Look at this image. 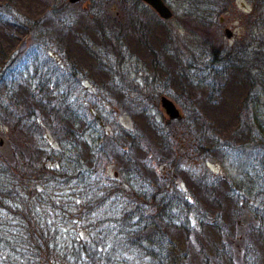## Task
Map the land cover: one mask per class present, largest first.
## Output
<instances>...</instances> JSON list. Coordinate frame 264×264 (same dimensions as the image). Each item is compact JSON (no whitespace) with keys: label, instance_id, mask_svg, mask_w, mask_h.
<instances>
[{"label":"trees","instance_id":"trees-1","mask_svg":"<svg viewBox=\"0 0 264 264\" xmlns=\"http://www.w3.org/2000/svg\"><path fill=\"white\" fill-rule=\"evenodd\" d=\"M93 1L84 2L82 10L88 14L87 30L96 37L93 42L80 40L75 50L84 55L89 69L85 72L103 78L98 94H118L124 103L105 106L141 117L145 131L140 132L149 134H127L117 126L107 132L101 127L103 107L71 102L70 88L83 77L67 61L57 57L40 68L33 83L22 70L9 75L18 55L0 52V124L16 136L11 156L0 154V264L262 263L263 222H248L241 239L237 234L243 198L264 193V37L255 41L256 34L249 35L254 45L246 39L231 47L215 43L211 30L235 0H176L174 8L182 14L172 18L191 43H185L184 53L167 55L177 64L174 71L209 97L241 89L244 99H251V104L242 102L237 124L227 137L208 133L206 125L193 135L195 147L189 152L181 144L187 134L179 137L169 124L157 120L156 97L152 108L127 100L144 98L121 73L125 63L118 61L122 37L151 54L147 40H156L158 27L165 43L174 44L168 21L159 20L139 0H113L123 16L119 22L102 12L108 2ZM248 1L249 18L263 29L264 0ZM69 55L66 51L67 59L72 58ZM196 110L189 112L197 117ZM45 132L57 147L45 144ZM153 148L163 153L153 155ZM218 151L240 159L254 153L262 166L255 173L262 184L209 177L204 163ZM110 160L117 167L115 178L106 173ZM159 166L164 171H157ZM187 166L201 168L188 172ZM176 184H184L185 191ZM65 191L72 192L71 199H65ZM191 218L194 225L189 224ZM51 220L80 225L86 237L64 233Z\"/></svg>","mask_w":264,"mask_h":264},{"label":"rangeland","instance_id":"rangeland-1","mask_svg":"<svg viewBox=\"0 0 264 264\" xmlns=\"http://www.w3.org/2000/svg\"><path fill=\"white\" fill-rule=\"evenodd\" d=\"M92 0H81L76 4H69L68 0H0V52H6V54H17L16 62L13 65V70L9 73L16 74L17 71H24V77L30 79L31 82L36 83L37 78L40 77V68L43 69L45 65L50 66L57 60V57L63 61H67L68 65L81 70L82 79L76 82L70 88L73 91L71 102L76 104H91L96 107H103L105 109V125L101 124V127L111 132L113 126H117L124 132H130L143 135L144 123L141 117L126 114V112H115L113 106H105V104H124L120 100V95L115 93H99L100 84L103 83V78L94 74L86 73L87 62L84 59V55L78 54L77 43L80 40L93 42L96 37L87 30L89 24L87 20L88 14L84 13L82 7L84 2ZM108 2L101 8L105 14L116 17L119 22L122 21L123 16L119 14V8L113 0H99L98 2ZM93 2H97L94 0ZM165 4L172 10L173 14L181 17L182 11L175 10L176 0H164ZM94 3V4H95ZM93 4V5H94ZM252 3L248 0H235L234 7L228 13L222 14L220 17V25H215L211 30V36L215 43H220L231 47L236 42L246 39L248 45H254L257 38L262 40L264 37V28L260 23H255L253 18H249L252 14ZM101 12V13H102ZM159 19V17L157 16ZM246 20H248L246 22ZM117 21V22H118ZM162 21V20H161ZM166 22V21H162ZM249 22V23H248ZM165 25V24H164ZM171 30H173L176 39L174 44L165 43V37L160 31V28L154 29L155 41L149 39L148 45L152 51L151 54L145 52L144 49L136 48L135 42L127 39L122 40L119 32L120 48L123 51V55L119 56L118 61L125 63L122 67L128 80L137 89V94L143 96L144 99H136L132 101L133 104H151L150 108L158 105L157 111L154 113L157 115V120L164 124L170 125V129L173 134L182 137L187 134L185 141L181 144L185 149L191 152L194 146L193 136L199 132L204 126H210L208 133H217L218 136L227 137L237 124L238 116L237 112H240L242 102L246 101V104H251L250 97H246L244 90L236 89L234 92L227 91L226 89L218 95L211 97L198 87H191L187 85L174 70L177 69V64L173 59L167 56L171 51L181 54L185 51V43H191L187 38V33L183 30L176 19L168 20L166 24ZM228 28L232 31L233 35L231 39H228L224 35V30ZM251 34H256V39L253 41L250 39ZM217 38V39H216ZM255 38V37H254ZM191 39V38H189ZM198 52L199 49L193 47ZM128 51L124 53L125 51ZM47 51L48 54L46 53ZM66 51L70 52L71 59L66 58ZM101 56V53H99ZM124 57V59H122ZM26 60V61H25ZM113 57H109V61L113 62ZM183 62V57H182ZM201 65V64H200ZM61 67V66H59ZM63 69V68H61ZM120 70V69H119ZM183 70V69H181ZM37 72V73H36ZM33 77V78H32ZM117 85V84H116ZM131 86L128 88L131 91ZM63 93L62 91L60 92ZM104 95V96H102ZM166 96L176 105L182 115L181 121H169L168 117L163 114L160 107L159 98ZM153 97L157 98V103L154 104ZM150 98V101L147 99ZM258 104V103H257ZM94 106V107H95ZM196 108L197 117L190 114L189 110ZM198 112V113H197ZM127 113H129L127 111ZM247 113V110L244 112ZM179 123V124H177ZM142 129V132H140ZM140 132V133H139ZM149 132H145L148 135ZM143 135V136H145ZM181 135V136H180ZM142 136L143 142L146 140ZM221 137V138H222ZM43 138H45V144L51 147H57L58 144L50 136L48 132H45ZM0 154L5 157L11 156V146L16 143V136H14L12 130L8 126L0 124ZM163 150L153 148V155H161ZM212 153L204 163V166L213 179L215 177L222 180L223 177L233 179L235 181L240 180H254L257 181L256 172L262 167L257 161V157L253 153L249 158H239V156L227 155L223 156L221 153ZM152 155V156H153ZM178 161V160H177ZM106 163V173L115 178V171L117 167L109 161ZM179 164L181 162H178ZM50 165V163H49ZM155 168V161L153 163ZM201 167L199 166H187L188 172L191 169L197 171ZM159 166L157 171H164ZM245 175L247 177H245ZM262 184L260 180L257 181ZM177 188L181 191H185L184 184H176ZM260 187L257 186V190ZM262 189V187H261ZM40 191V190H37ZM71 191H65V199H71L69 196ZM52 195H56L55 192ZM64 199V198H62ZM244 202L241 203L243 207L244 215L241 220V228L238 229V236L244 235L245 224L252 222L257 224V221H262L264 224V193L259 194L257 197L246 196L243 198ZM227 219H225L226 221ZM55 227L62 230L64 233H77L81 237L85 238V231L80 228V225H76L73 222L60 224L58 220H51ZM190 225L195 224V220L191 218L189 220ZM62 225V227H61ZM264 253V252H263ZM235 257V256H233ZM236 258V257H235ZM193 264H200L199 260ZM264 264V260L262 263Z\"/></svg>","mask_w":264,"mask_h":264},{"label":"water","instance_id":"water-1","mask_svg":"<svg viewBox=\"0 0 264 264\" xmlns=\"http://www.w3.org/2000/svg\"><path fill=\"white\" fill-rule=\"evenodd\" d=\"M81 0H68L69 4H76ZM142 3H144L146 6H148L151 10L155 12V14L159 17V20L162 21H168L172 19L173 12L169 7L165 4L163 0H139ZM224 35L226 38L231 39V36L233 35L232 31L228 28L224 30ZM160 107L162 111L168 117L169 121H181L182 115L179 113L180 111L176 107V105L173 103L172 100L167 98L166 96H161L159 98ZM0 141V146H2L3 143Z\"/></svg>","mask_w":264,"mask_h":264}]
</instances>
